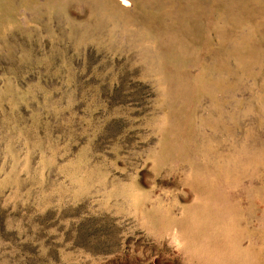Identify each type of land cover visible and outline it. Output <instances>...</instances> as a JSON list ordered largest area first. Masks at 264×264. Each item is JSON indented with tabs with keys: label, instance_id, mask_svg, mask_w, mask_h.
<instances>
[{
	"label": "rangeland",
	"instance_id": "obj_1",
	"mask_svg": "<svg viewBox=\"0 0 264 264\" xmlns=\"http://www.w3.org/2000/svg\"><path fill=\"white\" fill-rule=\"evenodd\" d=\"M0 0V264H264V0Z\"/></svg>",
	"mask_w": 264,
	"mask_h": 264
},
{
	"label": "bare ground",
	"instance_id": "obj_2",
	"mask_svg": "<svg viewBox=\"0 0 264 264\" xmlns=\"http://www.w3.org/2000/svg\"><path fill=\"white\" fill-rule=\"evenodd\" d=\"M121 3H122L123 5L127 4L125 0H121ZM125 6H126V5H125Z\"/></svg>",
	"mask_w": 264,
	"mask_h": 264
}]
</instances>
